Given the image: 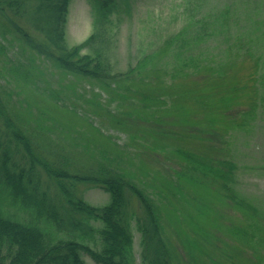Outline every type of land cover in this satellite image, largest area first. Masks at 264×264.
<instances>
[{
  "label": "trees",
  "instance_id": "obj_1",
  "mask_svg": "<svg viewBox=\"0 0 264 264\" xmlns=\"http://www.w3.org/2000/svg\"><path fill=\"white\" fill-rule=\"evenodd\" d=\"M28 1L0 0V14L12 12L14 19L18 20V16L26 13ZM38 1L33 10V18L38 23L36 28L43 33L50 46L59 50L52 57L61 74L70 75L83 85L78 84L83 88V104L95 103L108 111L110 101L122 99L123 106L125 102L134 100L130 98L133 96L136 98V105L127 116L123 112L120 115L119 109H114V115L108 113L111 115L110 119L122 130L136 127L125 131L127 142L120 146L106 136H101L104 137L102 140L97 137L94 132L102 135L98 128L92 129L91 137L77 131L74 122L80 116L70 112L66 113L60 124L61 132L65 131L66 134L58 135L55 139L28 133L21 125L14 124L8 118L3 119L0 125V264H85L83 255L89 256L98 264H127L128 258L132 256V222L140 234L141 264H222L210 254L217 239L213 236V220L209 217L213 210L205 197H198V200L191 197L189 189L209 191L211 185L215 186L216 196L247 213L246 215L253 212L255 207L234 186L235 162L225 156L216 160L200 150L196 153L185 141L190 135L187 130L195 129L206 136L199 139L208 144L211 154L216 148L220 151L223 149L222 146H215V140L224 143L219 141L220 134L215 133L217 129L214 128L219 127L216 119L208 118L207 128L201 124V116L212 114L211 108L214 106L204 101L203 94H198L195 101L189 95L188 88L192 85L200 92L209 84L210 88H215L217 95L226 94L229 87H220V77L215 74L228 72L234 78L233 71H238L243 82L235 83L231 94L236 95V98L246 95L249 99L248 107L259 106L264 111V101L261 103L264 98V83L257 78L259 73H264V66L257 64V61L264 59V54L261 50L257 55L251 53L254 46L264 44L257 33L261 21L254 22L248 3L238 1L241 4L238 5L240 10L238 8L235 12L230 6H225L218 14L213 15L211 22L206 21L208 18L202 19V24L194 33H189L185 26L168 46L156 48L147 55L141 54L134 66L125 72H117L107 53L108 38L111 37L109 32L114 35L120 24L130 18L131 3L134 0H89L92 4V32L85 40L69 48L63 47V38L71 0ZM240 16L242 20L248 17L254 23H242ZM208 24L211 26L210 30L206 26ZM12 26L26 42L35 44L21 24L15 21ZM2 28L4 38L9 28ZM231 36L235 37L234 44ZM110 43L112 44V40ZM241 43L248 44L250 50L247 58H252L250 61L245 56L237 57ZM35 45L41 49L38 44ZM204 46L209 53L207 58ZM216 51L221 55L215 57L213 53ZM167 75L172 80L173 77L178 78L171 88L162 85V80ZM178 84H181V91L177 93ZM87 86L92 96L101 98L103 93L107 95L105 107L85 97ZM67 88L76 91L75 84L71 83ZM241 89L246 92L239 95L238 90ZM159 105L166 109L162 112L164 120L176 119L172 122L176 131L168 129L163 124L166 121L155 112L160 109ZM196 105H202L208 110H198ZM231 105L224 104V111L240 107ZM152 107L155 109L151 110ZM224 111L219 120L226 115ZM246 113L247 111L244 115L247 117L237 122L229 113L228 127L241 132L248 131L253 125L249 120L256 116ZM136 130L140 135H136ZM154 131L159 135H153ZM73 133L77 136L74 137ZM77 139L83 141V150L78 157L92 158V163L88 166L84 164L75 168L70 153L67 154L68 151L64 148L76 146L74 141ZM167 140L168 143L165 142ZM127 146L130 148L126 149ZM102 147L104 149L98 156L90 151ZM233 148L235 150L234 146ZM155 153L156 157L171 156L166 161H173L176 165L172 169L173 175L168 177L160 173V165L166 171L162 161H158L159 166L150 171ZM135 157L139 159L136 160ZM149 174L164 179L154 181L156 187L151 188L150 194L145 180ZM43 176L52 184L44 182L45 191L39 193L38 184H41ZM79 184L87 185V189L96 188L108 193L110 202L104 206L89 204L82 197ZM52 186L53 195H46V191ZM132 198L139 202L142 208L140 214L132 209ZM175 200L184 204L185 209H171L174 213L190 211L192 207L196 209L193 216L196 223L195 234L185 232L184 236H180L178 246L164 230L161 215L165 207ZM8 208H13L15 213L7 211ZM16 212H25L30 218L26 219ZM199 218L203 229L198 230ZM96 223H100V226L96 227ZM191 227L193 228L192 225ZM197 231L202 232L200 235L203 246L197 243ZM227 232L233 240L243 242L242 245L257 247L254 251L264 241L257 234H251L247 238L238 225H229ZM76 234L85 236L94 245L75 241ZM97 241L100 249L96 246ZM240 252L236 247L228 256L231 261L223 264H240L233 260Z\"/></svg>",
  "mask_w": 264,
  "mask_h": 264
},
{
  "label": "rangeland",
  "instance_id": "obj_2",
  "mask_svg": "<svg viewBox=\"0 0 264 264\" xmlns=\"http://www.w3.org/2000/svg\"><path fill=\"white\" fill-rule=\"evenodd\" d=\"M238 1L248 3V7H251L250 10H252L251 13L254 22L261 21L257 33L260 36L261 42H263L264 25L262 24H264V22L262 21H264V0H134L131 3L130 18L124 20L120 24L114 35L109 32L111 37L108 38V57L114 64V69L117 72H125L135 65L141 54L147 55L152 53L156 48L168 46L172 39L182 28H185V26L188 27L189 33H194L199 25L202 24V19L208 18L206 21L211 22L213 15L218 14L223 7L230 6L232 11H238L237 9L241 6ZM38 3V0H29L25 7L26 13L20 15V17L18 16V20L14 19L12 12L0 14V72L2 71L0 74V125L3 119L8 118L14 124L21 125L28 133L55 139L58 135L63 136L66 134L65 131L61 132L62 128L60 124L65 118V115H67L66 113L70 112L73 115L77 114L80 116V119L74 122L77 131L86 134L87 137H91L92 129L98 128L102 135L96 132H94V134L100 137L101 140L104 139V137L101 136H106L112 141H116L120 146L123 145L127 142L128 138L125 131L131 130L136 126H131V128L127 130H122L120 126L110 119L111 115L108 112L114 115V109H119L120 115L121 112H123L126 114L123 115L127 116L128 112L136 105V98L130 96V98L134 100L125 102L123 106L122 99L113 98L114 100L110 101L107 107L109 108L107 109L108 111H106V109L104 110L103 107L97 106L95 103L83 104L81 100V96L84 95L81 91L83 88L79 86L82 84L70 75L61 74L52 57V54L53 56L56 55L59 50L50 46L43 33L36 28V24L38 23L36 19L33 18V10ZM90 4L91 2L88 0H72L69 4L63 47L69 48L80 43L92 32L89 17V10L91 9ZM246 18L247 19L244 18L243 20L241 18V22L244 23L245 21L248 24L254 23L249 21L248 17ZM15 21L21 24V27L27 31L30 37L35 41V44H38L41 49L36 47L35 44H29L15 32L12 26ZM206 26L210 30L211 26H209V24ZM2 27L9 28L4 38L2 36ZM183 36H185V34ZM231 37H233L232 43L234 44L235 37ZM252 37L256 38L254 35ZM111 40L112 44L110 43ZM204 49L206 52L205 58H207L209 56L207 47L204 46ZM249 50L248 44L243 45L241 43L240 49L237 52V57L245 56L247 58ZM260 50L262 54H264V44L258 47L254 46L251 53L257 55ZM213 55L218 57L221 53L216 51ZM247 59V61H250L252 58ZM257 64L263 67L264 59L257 61ZM233 72L234 78L231 73L228 72L225 74H215L220 77L218 80L220 87L223 85L229 87V92L227 91L226 94L219 93L217 95V93L214 92L215 88H210L209 84L205 85L204 91L199 92L189 81V85L191 86L188 88L189 95L195 101L198 94H203L205 95L204 101L209 103L210 106H214L213 108L210 107L213 109L212 114L206 113V115L201 116V124L207 128L206 124L208 118L213 117L216 119L219 127L214 128L217 129L215 133L218 135L220 134L219 141L224 142V144L228 141V146L216 142L218 140H215V146H222L223 149L220 151L216 148V151L211 154L208 144L199 139H204L206 136H204V134H199L195 129L187 130V133L190 134L187 138L191 140L186 138L185 141L196 153L204 151L207 153L206 156L214 157L216 160L225 156L235 162V188L247 201L255 205L258 210L264 211V111L259 106L256 108L248 107L247 103L249 99L246 95H241L236 98V95L231 94V90L235 86V83L243 82V79L238 75L239 72ZM25 77H28V79L26 80ZM257 78L260 82L264 83L263 72L259 73ZM177 80L178 78L173 77L172 80V78L167 75L165 79L162 80V85L165 88H171L177 83ZM71 83L76 85V91L67 88ZM88 88L87 86V94H85V97L94 102H99L100 105L105 107L106 103L104 100H106L107 95L103 93L101 98L92 96ZM180 91L181 84H178L176 86V92L178 93ZM245 92V89L238 90L239 95ZM58 99L59 104L62 105L61 107L65 110H62L58 105ZM263 101L264 98L261 103ZM224 104H232L231 107H240L236 110L227 109L224 111ZM159 108L160 109L155 112L163 119L162 112L166 111V109H162L161 105H159ZM195 108L198 110L204 109L202 105H196ZM150 109L153 110L155 108L152 107ZM204 110L208 109L205 108ZM223 111L226 115H224L222 120H219ZM246 111L247 113H252V116H256L253 120H249V123H253V125L248 128V131L243 129L244 131L241 132L239 129H230L227 121L229 113L232 114L235 122H237L247 117L244 115ZM94 112H97V114ZM199 114H201V112H199ZM164 121H166V123L163 124L166 125L168 129L176 131L175 125H172V122L176 121L175 118H169ZM135 133L136 135H140L138 130H136ZM153 135L159 134L154 131ZM73 136L76 137L77 135L73 133ZM74 142L77 144L76 146L70 145L69 147H64L68 151L67 154L70 153V158L71 161L74 162V167L80 168V166L84 164H86V166L91 164L92 158L86 159L82 156L78 157V154L83 150L81 146L83 145V141L77 139ZM165 142L168 143L169 140ZM129 148V146L126 147V149ZM102 149L104 148L90 149V151L95 152L96 156H98V153L103 151ZM156 155L155 153L152 159L150 171H154L159 166L158 161H162V164L166 166V171H164L162 165H160V173L168 177L173 175L172 169L176 168V165L173 161H166L170 159L171 156L165 155L156 157ZM131 157L133 156L131 155ZM135 159L138 160L139 157H135ZM157 179L164 180L155 178L152 174L146 177L145 180L149 186L147 189L148 192L152 190L150 189L153 186L152 183ZM45 181L46 178L42 177L41 184H38L39 193L45 191L43 184ZM49 183L51 182L49 181ZM214 188L215 186L211 185V190L209 191L203 189H189L191 197L196 200H198V197H205L209 202L207 204L210 205L213 210L209 217L213 220L211 229L214 233L213 236L217 239L215 240V248L210 251L211 256L218 259L223 264L224 262L231 261L228 259V256L237 247L241 252L233 259L234 261L240 264H264V241L261 242L256 251H253L249 246L242 245L243 242L239 243L233 240L227 232L229 225H238V227L246 233L247 238H250L251 234H257L262 237L264 236V216L255 215L254 217H244L242 212L237 211L230 203H225L226 201L224 199L216 196ZM78 189L82 191L84 195L83 198L94 206H104L110 202V195L101 190H88L85 189V185L83 184H79ZM46 192L48 196L53 195V189L51 188ZM131 205L138 211V204L134 198L131 199ZM172 207L174 209H181L185 208V205L175 200L172 203ZM7 211L15 213L13 208H8ZM169 211H167L169 214L168 217H165L164 214L165 231L174 244L178 246L180 236H184L185 232L191 231L192 235L195 234L196 230H194V226L196 228V223L194 222L193 216L196 214V209L192 207L190 211L181 210L180 215V212H172L170 214ZM16 214L26 219L30 218L29 214L25 212H16ZM197 226L198 230L200 228L203 229L201 218L198 219ZM172 232L176 238L173 236ZM133 234L135 263L132 258H128L127 264H141L138 257L140 250L138 245L139 234L135 229H133ZM197 234V243L202 245V232L200 233L197 231ZM74 240L91 245L87 242L88 240H86V237L80 234H76ZM195 250H197V248L194 249V251ZM83 259L85 264H96L87 256L83 257ZM259 259H261V261L258 262Z\"/></svg>",
  "mask_w": 264,
  "mask_h": 264
}]
</instances>
